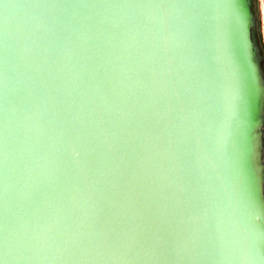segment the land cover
Listing matches in <instances>:
<instances>
[{"label": "water", "instance_id": "1", "mask_svg": "<svg viewBox=\"0 0 264 264\" xmlns=\"http://www.w3.org/2000/svg\"><path fill=\"white\" fill-rule=\"evenodd\" d=\"M257 28L255 0H0V264H264Z\"/></svg>", "mask_w": 264, "mask_h": 264}, {"label": "built area", "instance_id": "2", "mask_svg": "<svg viewBox=\"0 0 264 264\" xmlns=\"http://www.w3.org/2000/svg\"><path fill=\"white\" fill-rule=\"evenodd\" d=\"M258 17L259 36L264 54V0H255Z\"/></svg>", "mask_w": 264, "mask_h": 264}, {"label": "rangeland", "instance_id": "3", "mask_svg": "<svg viewBox=\"0 0 264 264\" xmlns=\"http://www.w3.org/2000/svg\"><path fill=\"white\" fill-rule=\"evenodd\" d=\"M258 28H259V26H258ZM258 28H257V30H259Z\"/></svg>", "mask_w": 264, "mask_h": 264}]
</instances>
